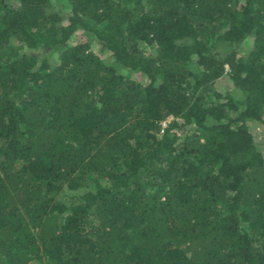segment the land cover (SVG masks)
Instances as JSON below:
<instances>
[{"label":"trees","instance_id":"trees-1","mask_svg":"<svg viewBox=\"0 0 264 264\" xmlns=\"http://www.w3.org/2000/svg\"><path fill=\"white\" fill-rule=\"evenodd\" d=\"M8 1L0 264H264V0Z\"/></svg>","mask_w":264,"mask_h":264},{"label":"rangeland","instance_id":"rangeland-1","mask_svg":"<svg viewBox=\"0 0 264 264\" xmlns=\"http://www.w3.org/2000/svg\"><path fill=\"white\" fill-rule=\"evenodd\" d=\"M56 4L58 6H62L63 5V2L61 0H55ZM11 2L8 1V0H0V4L2 5H5V4H10ZM11 5H13V3H11ZM73 42V40L71 41ZM252 40L251 39H248V40H245L240 46H239V50L242 52V53H246L248 52L250 49H251V46H252ZM91 48L92 50L99 54L102 58H105V59H108V56L107 54L104 52V51H101L100 50V47L98 45V43H96L95 41H92V45H91ZM33 53H35L36 55H39V56H42L44 54H48L49 53V50L48 49H42V48H39V49H36L33 51ZM109 63L112 62V59L111 60H108ZM228 71V68H226V71ZM129 75L135 79H139L141 78L142 76L141 75H137L136 73H129ZM215 88L218 90V91H221V92H229L231 93L232 95L238 97L240 95L239 91L235 89V87H233V83L232 81L230 80L229 76L227 75V73H224V75L222 77H220L216 83H215ZM171 119V117H168L165 122V124ZM250 128L254 134V138H255V141L256 143L258 144L259 148L261 149L263 155H264V129L262 127V125L260 124H257V123H251L250 125Z\"/></svg>","mask_w":264,"mask_h":264},{"label":"built area","instance_id":"built-area-1","mask_svg":"<svg viewBox=\"0 0 264 264\" xmlns=\"http://www.w3.org/2000/svg\"><path fill=\"white\" fill-rule=\"evenodd\" d=\"M226 68H228V67L226 66ZM162 126H165V122H162Z\"/></svg>","mask_w":264,"mask_h":264}]
</instances>
